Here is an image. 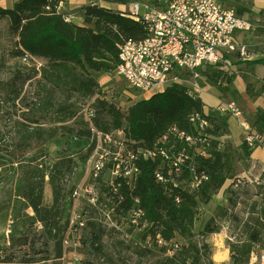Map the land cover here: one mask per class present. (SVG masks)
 I'll use <instances>...</instances> for the list:
<instances>
[{"label": "trees", "instance_id": "16d2710c", "mask_svg": "<svg viewBox=\"0 0 264 264\" xmlns=\"http://www.w3.org/2000/svg\"><path fill=\"white\" fill-rule=\"evenodd\" d=\"M10 1L13 2L11 6L0 5V19L9 18L10 29L17 36L14 55L22 57L28 53L32 57L46 59L48 64L39 70L42 79L62 89L68 96L67 103H61L56 108L51 96L41 105V109L46 111L55 109V122H66L75 116L74 103H68L71 96L79 94L90 97L95 94L99 81L92 71H115L119 64V46L146 36L141 21L125 16L110 6L91 5L90 0L83 9L84 24L67 21L57 10L65 0ZM104 1L126 5L137 0ZM210 76L213 85H220L221 90L229 88L232 81V75L220 69ZM262 91L264 87L253 91L250 83L247 84V92L251 96ZM96 101V112L90 117L91 127L76 134L78 138L91 139L86 154L76 158L62 152L50 167L31 160L24 165L20 178L21 196L33 210L35 219L45 228L48 241L55 243V258L62 259L64 255V238L68 227V219L64 220L65 186L72 180L79 166L78 160L85 162L97 144L92 128L103 132L123 129L126 137L136 143L135 147L155 148L157 155L155 158L138 160L141 172L137 185L131 194L124 191L126 197L121 212L126 214L133 205V198L138 197L141 208L145 210L141 221V224L146 223L143 239L165 252L176 247L171 255L157 264H204L206 253L203 248L208 245L200 246L193 241L195 222L199 205L209 203L214 193L234 176V151L231 145L224 144L222 140L228 132V118L223 114L207 115L202 98L191 95L180 84L154 92L132 103L125 111L107 98L98 97ZM195 114L208 119L209 125L203 133H199L196 123L192 121ZM174 125L185 131V137L169 132ZM252 127L264 139V108L258 109ZM36 132L27 138H40L46 143L56 136L58 129H39ZM159 147L165 149L169 158L159 151ZM241 149L249 157L253 152V148L244 140ZM2 150L4 147L0 145ZM181 154L184 161L180 166H174L171 161ZM156 172L163 175L164 181L157 179ZM47 178L52 187L51 204L44 201ZM237 178L234 180L236 184ZM88 224L94 226L96 222L90 220ZM205 230L203 236L216 231L209 223ZM103 234L93 230L92 243L99 246ZM246 235L244 240L231 244L233 264L248 262L256 252L255 245L262 241V234L258 230L248 231ZM177 237L184 239V242L175 241ZM14 256L7 255L3 261L13 262ZM23 262L31 260L24 259Z\"/></svg>", "mask_w": 264, "mask_h": 264}, {"label": "rangeland", "instance_id": "374dc122", "mask_svg": "<svg viewBox=\"0 0 264 264\" xmlns=\"http://www.w3.org/2000/svg\"><path fill=\"white\" fill-rule=\"evenodd\" d=\"M88 2L65 0L63 10L73 14L77 23L84 24L82 13ZM12 4L10 0L0 1L4 7ZM101 5L118 9V6L108 1L101 2ZM16 43L17 36L10 29L9 18L0 19V145L4 147L0 151V264H64L62 259L55 258V243L48 241L45 228L35 219L33 210L21 196L19 186L24 165L36 160L50 167L62 152L76 158L85 155L91 139L78 138L76 134L91 127L90 117L96 112L98 97L113 101L125 111L129 105L152 93H142L131 87L116 71H92L99 81L95 94L90 97L79 94L71 96L68 103H74L75 116L66 122H55L57 114L54 108L67 103L68 96L62 89L42 79L39 70L48 64L47 60L36 57L24 61L21 56L14 55ZM204 69L203 79L212 86L210 75L217 69L210 65ZM221 93L222 98H231L229 88L221 90ZM49 96L53 98L55 107L46 111L41 109V105ZM55 127L58 129L56 136L46 143L40 138H27L39 129ZM224 144L231 145L234 151V176L214 193L209 203L199 205L195 222L193 241L200 246L208 245L203 248L206 253L204 264H233L231 244L244 240L246 233L253 229L262 234V241L255 245L256 254L264 249V163L254 162L246 156L241 145L230 141H224ZM78 163L72 180L65 186V221L74 210L88 209L86 200H73L71 194L72 187L82 186L86 181V167L81 160ZM235 177L241 178V183L236 184ZM52 200V187L47 178L44 201L51 204ZM89 212L92 217H97L95 210L89 209ZM121 220L128 228L125 232L109 229L97 221L94 226L87 223L84 228L76 227L74 232L68 234L71 245L63 247L67 262L157 264L175 251L176 247L165 252L152 242L145 241L144 225L130 228L126 220ZM208 223L216 231L203 236ZM93 230L104 233L99 246L92 243ZM175 241L182 243L184 239L177 237ZM7 255H15L13 262L3 261ZM47 257L50 258L46 260ZM24 259H30L31 262H23ZM245 264H257L256 258L251 257Z\"/></svg>", "mask_w": 264, "mask_h": 264}, {"label": "built area", "instance_id": "2783aa9c", "mask_svg": "<svg viewBox=\"0 0 264 264\" xmlns=\"http://www.w3.org/2000/svg\"><path fill=\"white\" fill-rule=\"evenodd\" d=\"M104 0H90L91 5H101ZM64 1L57 10L67 21H74V15L63 10ZM126 8L118 9L125 16L144 24L146 36L138 41L130 40L119 46V64L116 73L128 84L142 93L164 91L167 87L180 84L188 92L200 97L206 92L202 81L201 69L205 65L222 67L230 65V55L239 53L245 57L248 45L237 40L238 31H251L254 23L238 14L235 8L226 6L221 0H137ZM32 57L23 54L22 59L28 61ZM218 110L223 115L241 116L242 109L235 100L221 101ZM205 112V110H204ZM199 133H203L209 125L208 119L200 114L192 117ZM245 129L243 140L251 148H264V139L248 121H242ZM171 133H180L176 125L169 128ZM97 144L84 163L86 181L82 186L73 187V200H86L88 209L72 212L68 219V227L64 245H71L68 234L76 227L84 228L88 221L94 220L104 227L125 232L126 220L130 228L145 226L141 224L145 210L140 206L138 197L133 198V205L126 214L121 212L125 201L124 191L133 192L140 175L138 160L155 158V148L135 147L123 129L103 132L92 128ZM191 140V137L187 138ZM159 151L169 158L165 149ZM184 161L183 154L171 162L180 166ZM157 179L164 181L160 172ZM238 183L242 179L237 178ZM89 209L97 212V217L89 215ZM120 209V210H119ZM66 252L62 260L64 264H72L66 260ZM257 264H264V249L259 254L253 253Z\"/></svg>", "mask_w": 264, "mask_h": 264}, {"label": "crops", "instance_id": "0c3cea01", "mask_svg": "<svg viewBox=\"0 0 264 264\" xmlns=\"http://www.w3.org/2000/svg\"><path fill=\"white\" fill-rule=\"evenodd\" d=\"M226 6L236 9L238 14L251 20L255 28L251 31H238L237 40L248 45V54L245 57L239 53L230 55V65L213 68L220 69L232 75L229 84L230 99L222 98V93L214 85H209L203 79L206 92L202 96L204 110L207 115L221 116L218 104L221 101L235 100L242 109L241 116L225 115L228 118V132L223 141H230L241 145L245 129L242 121L253 123L259 108H264V91L258 95L251 96L247 92V84L250 83L251 90H261L264 87V0H221ZM118 9L126 8L128 5L113 4ZM205 65L204 67H208ZM204 67L201 70L203 73ZM251 159L264 163V148L256 147L250 155ZM51 192V188L48 190Z\"/></svg>", "mask_w": 264, "mask_h": 264}]
</instances>
